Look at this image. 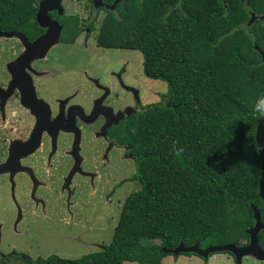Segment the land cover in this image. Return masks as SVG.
Listing matches in <instances>:
<instances>
[{
  "label": "trees",
  "instance_id": "1",
  "mask_svg": "<svg viewBox=\"0 0 264 264\" xmlns=\"http://www.w3.org/2000/svg\"><path fill=\"white\" fill-rule=\"evenodd\" d=\"M36 1L0 0L1 31L27 32ZM249 3L264 13L263 0ZM72 21L64 24L67 42L79 34L78 19ZM248 22L235 0H122L105 11L96 46L139 51L144 75L168 85L159 105L114 129L134 157L132 180L140 188L125 199L111 243L100 252L22 264H162L170 255L162 250L180 244L248 239L254 209L264 218L258 119L250 112L264 93V63L255 48L264 53V21ZM259 240L264 247V230Z\"/></svg>",
  "mask_w": 264,
  "mask_h": 264
},
{
  "label": "flooded vegetation",
  "instance_id": "2",
  "mask_svg": "<svg viewBox=\"0 0 264 264\" xmlns=\"http://www.w3.org/2000/svg\"><path fill=\"white\" fill-rule=\"evenodd\" d=\"M42 1L33 5L34 22L27 32H5L20 33L24 40L0 37L15 41L0 44V264L51 258L74 261L68 260L72 251L58 247L76 245L80 239L99 242V228L106 227L112 208H122L128 196L124 191L134 182V174L128 177L129 167H135L134 157L128 146L118 144L114 129L153 109L163 97L144 103L146 97L142 100L123 57L104 78L93 74L92 65L83 63V57L94 60L104 56L91 45L78 44L84 29L86 36L97 31L95 23L107 11L96 9L91 0H61L60 14L56 8L47 11L49 19L61 28L59 41L44 56L25 60L29 45L47 32L36 20ZM99 1L112 5L115 0L111 4ZM219 1L225 5L227 0ZM235 1L249 15V21L252 15V23L264 21V13L256 14L249 0ZM70 3L83 4L88 15L82 18L67 12ZM74 18L79 21V34L73 42L64 41V24L70 21L73 26ZM63 58L78 61L80 66L63 62ZM257 211L263 227L258 245L264 252L259 240L264 218ZM252 219L248 230L255 226L254 215ZM247 236L242 244L232 245L246 248L250 243ZM198 248L205 251L209 246ZM168 256L173 264L182 256L188 257V264H244V260L264 264L253 255H243L238 261L230 252Z\"/></svg>",
  "mask_w": 264,
  "mask_h": 264
},
{
  "label": "rangeland",
  "instance_id": "3",
  "mask_svg": "<svg viewBox=\"0 0 264 264\" xmlns=\"http://www.w3.org/2000/svg\"><path fill=\"white\" fill-rule=\"evenodd\" d=\"M67 8V12L73 13V14H77L79 17L85 18L84 16L88 15V10L87 9H83L82 6L83 4H79V5H74V3H70L68 5H66ZM103 17V14L100 15V19L99 21H97V23H95L96 26V30L98 31V26H99V22H101V19ZM97 31L89 34V35H85V29L84 32L81 33V35L78 38V44H88L91 45L93 48H97V54H102L104 56L100 57L99 59H94L91 60L90 58L87 57H83V63L85 65L90 64L93 66V74L98 75L99 77L104 78V76L106 75L107 70L108 71H112L109 70L110 68H114L117 66V64L121 63V57L124 58V60L126 61L125 63V68L129 66L130 72H131V76L133 79V84L140 90V96L142 97V100L144 97L143 102H154L153 100L157 101L160 100V96L165 97L166 93L168 92V85L166 82L163 81H159V80H152L147 78L144 75L143 72V57L142 54L139 51H129V50H108V49H102L100 47L96 46L95 43V36L97 35ZM3 39V40H2ZM15 42V41H14ZM11 40H7L4 41V38L0 39V44H8L11 45L12 43ZM100 51V52H99ZM57 53V52H55ZM90 57L92 56V53L89 54ZM98 57V56H97ZM63 62L66 63H75V65L78 63V61H71L68 58H63L62 59ZM93 61V62H91ZM78 66H80V63L77 64ZM124 68V69H125ZM128 68H126L127 71ZM138 76H141V78H139L138 80ZM124 77V76H123ZM125 79V77H124ZM139 95L138 100L141 103V97ZM138 103V101H137ZM128 163H131L130 161ZM129 171H128V177H130L131 175H133L135 173V167L133 166V164L129 167ZM139 185L136 182H132L129 183L124 191L125 195H129L137 190H139ZM121 211V206H115L114 208H112L110 210V214L108 216V221H107V225L105 228H99V232H100V236L101 239H96L99 240V242H94V243H88L87 240L84 239H80L78 241V243H76V245L73 246H69V247H64L63 246H59V250L60 251H72L70 254L71 256L68 258V260H77L79 258H81L84 255H88V254H93V253H97L100 252L102 250V248L104 246H108L111 243L112 240V236H113V231L114 228L117 224L118 218H119V214ZM91 232L87 233L90 234ZM104 240V241H102ZM157 244V243H156ZM188 257L187 256H182L180 258V261L178 262V264H188ZM198 260H201L200 258L196 257ZM172 257L168 256L166 258L163 259L162 264H173L172 263ZM175 263V262H174ZM244 264H259L257 262H254L252 260H244L243 262ZM125 264H137V263H125ZM177 264V263H175ZM195 264H201L199 262H195Z\"/></svg>",
  "mask_w": 264,
  "mask_h": 264
},
{
  "label": "water",
  "instance_id": "4",
  "mask_svg": "<svg viewBox=\"0 0 264 264\" xmlns=\"http://www.w3.org/2000/svg\"><path fill=\"white\" fill-rule=\"evenodd\" d=\"M91 1L94 3V7L96 9H98L99 7H104V9L107 11H114L117 5L122 0H115L112 5H103L100 3L99 0H91ZM60 2L61 0H43L40 3L39 9L36 15V20H37V23L40 25V27L47 29V32L44 36L39 38L36 42L29 45L30 49H28L23 55L25 60L30 57L44 56L46 51H48V49L52 45L58 43L61 28L58 24L53 23L49 19V17L47 16V11L56 8L60 14L61 13ZM253 20H254V16L252 15V19L249 21L248 25H251ZM0 37H5V38L18 37L23 40L25 39L23 35H21L20 33H5V32H2L1 30H0ZM255 48L260 53L262 57V61L264 63V53L257 46ZM255 142H256L257 152L260 158V168H261L260 178H259V183H258L259 196L264 206V120L257 121ZM254 219H255V226L252 229L247 231V233L250 236V243L244 249H237L234 245L227 244L224 246L209 247L207 250L202 251L198 248V245H194L193 247H190V248H184L180 244L175 249H171V250L163 249L162 251L170 255H178L180 253H194L199 256H206L207 254L217 253V252H230L236 256L238 261L243 255H253L255 258L259 260H264V252L260 249L258 245V233L263 227L260 222V215L255 209H254Z\"/></svg>",
  "mask_w": 264,
  "mask_h": 264
},
{
  "label": "clouds",
  "instance_id": "5",
  "mask_svg": "<svg viewBox=\"0 0 264 264\" xmlns=\"http://www.w3.org/2000/svg\"><path fill=\"white\" fill-rule=\"evenodd\" d=\"M250 112L254 115L258 120H264V93L257 95L250 106ZM173 151L175 155L180 156L182 149L176 148L173 145Z\"/></svg>",
  "mask_w": 264,
  "mask_h": 264
}]
</instances>
